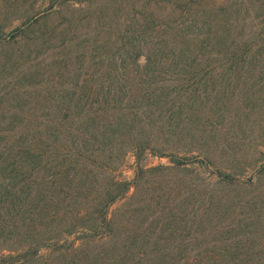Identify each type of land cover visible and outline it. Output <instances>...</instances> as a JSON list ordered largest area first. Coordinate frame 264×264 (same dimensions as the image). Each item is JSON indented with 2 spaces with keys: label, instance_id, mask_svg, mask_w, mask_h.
<instances>
[{
  "label": "trees",
  "instance_id": "16d2710c",
  "mask_svg": "<svg viewBox=\"0 0 264 264\" xmlns=\"http://www.w3.org/2000/svg\"><path fill=\"white\" fill-rule=\"evenodd\" d=\"M215 10L201 32L167 24L164 44L143 50V63L138 48L124 51L129 62L60 61L58 77L38 83L49 92L44 98L18 89L27 85L21 43L38 18L28 16L10 40L0 39V49L10 46L0 64V122L9 121L0 127V264H264L256 203L240 202L231 190L240 183L228 173L212 184L187 177L177 155L196 151L214 164L223 122H247L237 111L224 121L221 104L231 108L222 97L242 92L248 110L250 96L264 98L263 76L240 81L264 61V13ZM150 26L142 18L121 38L138 40ZM130 150L137 160L149 151L172 164L138 167L131 184L117 180L113 171ZM170 172L181 177L167 178ZM224 186L231 189L221 192ZM75 232L77 245L60 242Z\"/></svg>",
  "mask_w": 264,
  "mask_h": 264
},
{
  "label": "rangeland",
  "instance_id": "374dc122",
  "mask_svg": "<svg viewBox=\"0 0 264 264\" xmlns=\"http://www.w3.org/2000/svg\"><path fill=\"white\" fill-rule=\"evenodd\" d=\"M219 7L234 8L240 11V16H243L247 10L249 13L253 10L264 13V2L240 3V0H0V39L10 40L11 35L15 34V28L28 16L38 18V21L28 29L25 35L27 39L21 43L25 55L19 57L18 61L26 70L22 76L23 80L26 79L27 85L18 89L22 96L38 94L40 98L41 96L44 98L49 96V92L41 90L43 86L38 83H42L44 79L51 80L58 77L55 67L60 61L62 64L71 62L76 65L79 63L94 65V62L101 59L105 63L129 62L130 58L124 52L128 49L132 54L135 48L143 51L161 47L165 40L164 30H171L167 28V24L174 30L188 33L204 31L210 20L208 16L212 18L209 13ZM142 18L144 21L148 20L151 26L140 39L127 41L121 38V31L136 28ZM252 20L246 18V22L253 23V29H258L260 25ZM9 48L10 46H6L5 49H0V64L4 52ZM97 52L103 54L97 57L95 55ZM156 52L158 54L154 58L158 61L160 55L159 51ZM145 53L143 51L138 62L143 63ZM165 59L170 61L172 56ZM262 67L264 70V61L249 68L248 72L241 76L240 81L245 79L250 82L260 76L264 77V74L260 73ZM14 80L16 82L18 79ZM35 82L37 90L32 88ZM238 93L230 98L222 97L225 101L223 103H227L231 108V111L226 110L225 104H221L224 110L222 119L228 120V115L235 117L233 112L237 111L247 119V122H243L245 125L241 126L234 125L233 128H229L230 126L223 122L225 124L221 127V137L215 141L217 151L210 152L214 164L202 161L203 156L196 151L186 153L179 151L177 155L181 160L185 159V166L191 172H185L187 177L197 175L212 184L219 176L223 177V173H228L240 184L231 186L235 190L231 187L227 188L231 189L232 193L238 190L241 203L245 199H251L249 203L255 202L253 209L256 208L257 218L264 225V98L262 92L250 96V101L254 102L255 106L253 110L250 108L248 110L241 106L242 101L247 100L242 96V92ZM0 125V127L7 126L9 121H2ZM229 135H233L234 138L227 140ZM171 164L167 156H158L149 151L142 152L137 160L135 152L130 150L125 154L122 163L114 169L113 175L117 180L131 184L138 167L149 168ZM165 176L173 180L181 177L177 172H170ZM227 188L224 186L221 192L222 190L225 192ZM132 190L133 188L130 187L126 196ZM218 191L220 193L219 189ZM123 200L124 197L117 199L110 206V211L118 207ZM239 210L246 209L239 206L237 211ZM78 233L65 236L60 242L66 241L77 245L80 242ZM255 237H264L261 229ZM48 249V247L41 248L40 255L45 254ZM1 253L5 251L0 250Z\"/></svg>",
  "mask_w": 264,
  "mask_h": 264
}]
</instances>
